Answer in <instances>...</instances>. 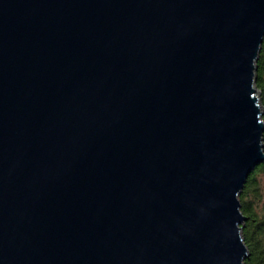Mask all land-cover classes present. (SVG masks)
<instances>
[{
	"label": "water",
	"instance_id": "obj_1",
	"mask_svg": "<svg viewBox=\"0 0 264 264\" xmlns=\"http://www.w3.org/2000/svg\"><path fill=\"white\" fill-rule=\"evenodd\" d=\"M263 37L264 0H0V264H243Z\"/></svg>",
	"mask_w": 264,
	"mask_h": 264
},
{
	"label": "trees",
	"instance_id": "obj_2",
	"mask_svg": "<svg viewBox=\"0 0 264 264\" xmlns=\"http://www.w3.org/2000/svg\"><path fill=\"white\" fill-rule=\"evenodd\" d=\"M255 85L260 92V102L264 112V37L256 62ZM262 119L264 121V115ZM262 142L264 146V132ZM260 178L264 179V161L248 176L238 196L240 210L246 217V221L241 226V236L248 249V257L243 264H264V213L257 209L255 202L260 197L258 186Z\"/></svg>",
	"mask_w": 264,
	"mask_h": 264
},
{
	"label": "rangeland",
	"instance_id": "obj_3",
	"mask_svg": "<svg viewBox=\"0 0 264 264\" xmlns=\"http://www.w3.org/2000/svg\"><path fill=\"white\" fill-rule=\"evenodd\" d=\"M259 194L260 197L258 200H255V202L257 203V209L259 211H261V213H264V179L260 178L259 180Z\"/></svg>",
	"mask_w": 264,
	"mask_h": 264
}]
</instances>
